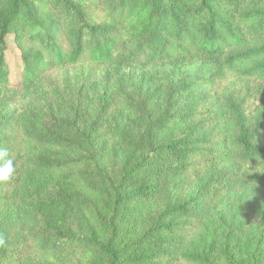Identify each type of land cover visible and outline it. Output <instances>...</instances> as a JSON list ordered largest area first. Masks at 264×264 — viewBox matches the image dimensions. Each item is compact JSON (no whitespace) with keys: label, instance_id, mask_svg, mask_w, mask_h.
<instances>
[{"label":"trees","instance_id":"obj_1","mask_svg":"<svg viewBox=\"0 0 264 264\" xmlns=\"http://www.w3.org/2000/svg\"><path fill=\"white\" fill-rule=\"evenodd\" d=\"M120 61L210 73L35 102L55 70ZM0 91L26 102L0 116V264H264V0H0Z\"/></svg>","mask_w":264,"mask_h":264},{"label":"rangeland","instance_id":"obj_2","mask_svg":"<svg viewBox=\"0 0 264 264\" xmlns=\"http://www.w3.org/2000/svg\"><path fill=\"white\" fill-rule=\"evenodd\" d=\"M6 62L10 70V78L13 82L19 80L22 70V59L20 50L11 37L7 39ZM121 63V64H120ZM210 67L205 64H194L187 68H178L172 71L169 65L161 66H129L120 61L107 66L96 67L91 63L70 66L55 70L51 74L52 84L49 87L39 85L36 92L35 102L43 104L47 110L59 116L67 111L64 104L65 86L77 83L90 85L94 92L95 100L110 95L111 91L122 83L126 86H144V82H153L157 79L172 80L181 76L185 82L189 81L193 85L204 86V81L208 79ZM144 81V82H143ZM1 92V91H0ZM1 94V93H0ZM98 96V98L96 97ZM0 116L4 118L14 117L26 102L11 103L1 101ZM238 193H233L231 198L217 211L221 221H225V215L233 210V201ZM257 222H260L258 220Z\"/></svg>","mask_w":264,"mask_h":264},{"label":"clouds","instance_id":"obj_3","mask_svg":"<svg viewBox=\"0 0 264 264\" xmlns=\"http://www.w3.org/2000/svg\"><path fill=\"white\" fill-rule=\"evenodd\" d=\"M13 161L8 158L6 149H0V182L8 181L14 173Z\"/></svg>","mask_w":264,"mask_h":264}]
</instances>
